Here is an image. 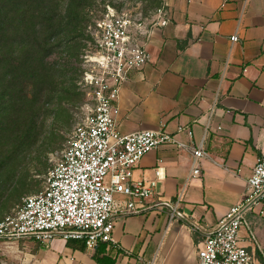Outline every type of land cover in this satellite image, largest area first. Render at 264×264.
<instances>
[{
	"label": "crops",
	"instance_id": "crops-1",
	"mask_svg": "<svg viewBox=\"0 0 264 264\" xmlns=\"http://www.w3.org/2000/svg\"><path fill=\"white\" fill-rule=\"evenodd\" d=\"M165 19L145 43L148 61L119 91L116 130L164 131L192 147L201 142L207 156L198 162L200 175L189 176L187 150L160 144L131 174L154 179L156 171L155 195L114 215V243L88 248L60 233L23 236L0 242L6 264H197L196 244L240 200L264 147V0H167ZM174 203L190 222L168 218ZM244 217L239 244L252 264H264V219L254 211Z\"/></svg>",
	"mask_w": 264,
	"mask_h": 264
},
{
	"label": "built area",
	"instance_id": "built-area-1",
	"mask_svg": "<svg viewBox=\"0 0 264 264\" xmlns=\"http://www.w3.org/2000/svg\"><path fill=\"white\" fill-rule=\"evenodd\" d=\"M166 8L167 0H158L153 19L144 22L104 5L92 25L91 49L83 56L79 83L88 95L83 117L72 128L45 186L23 197L11 215L0 219V239L32 236L42 240L59 231L63 237L82 238L88 248L98 241L114 243V215L143 207L155 195L156 171L154 179L134 180L131 174L141 156L160 144L172 143L177 150H187L189 176L200 175L198 162L207 156L201 142L192 147L164 131L121 134L116 130L119 91L129 73L148 61L145 43L166 22ZM235 40V35L229 37L230 42ZM183 130L190 134L187 128ZM179 197L180 190L176 202ZM175 204L168 209L169 219L177 216ZM247 211L264 219V147L254 159L240 200L228 210V221L196 244L197 264H252L251 253L239 244L237 235L240 227L248 228ZM145 264H154V260Z\"/></svg>",
	"mask_w": 264,
	"mask_h": 264
},
{
	"label": "rangeland",
	"instance_id": "rangeland-1",
	"mask_svg": "<svg viewBox=\"0 0 264 264\" xmlns=\"http://www.w3.org/2000/svg\"><path fill=\"white\" fill-rule=\"evenodd\" d=\"M104 5L149 22L158 0H0V27L6 29H0V219L45 186L83 117L88 95L80 72ZM24 25L36 71L4 65L25 54L19 47ZM17 74L24 77H18L21 86L9 84ZM0 264H6L1 255Z\"/></svg>",
	"mask_w": 264,
	"mask_h": 264
},
{
	"label": "trees",
	"instance_id": "trees-1",
	"mask_svg": "<svg viewBox=\"0 0 264 264\" xmlns=\"http://www.w3.org/2000/svg\"><path fill=\"white\" fill-rule=\"evenodd\" d=\"M2 28L3 27H0L1 30H4V31L6 30L5 28L4 29H2ZM24 28L25 29H23L22 41L19 43V47H21L22 50L25 49V50H23V53H25V54L21 55L22 54L21 53L20 54L21 58H17L16 57V58H14L12 60H8V59L4 60L5 61L4 65H6L7 67H10L9 69L24 70L27 67L28 69H34L36 71V70H38V68H37L38 67L37 66L38 62L35 61V58H33L31 60L30 57L27 55V47L29 45V41H27V30L28 29H26L25 25H24ZM20 76L22 78H24L21 74H17V75H14L13 80H10L11 82H8V83L9 84H13V85L15 84L16 86L17 85L21 86L20 85L21 81H18L19 80L18 77H20Z\"/></svg>",
	"mask_w": 264,
	"mask_h": 264
},
{
	"label": "water",
	"instance_id": "water-1",
	"mask_svg": "<svg viewBox=\"0 0 264 264\" xmlns=\"http://www.w3.org/2000/svg\"><path fill=\"white\" fill-rule=\"evenodd\" d=\"M175 213L180 217V218H182L183 220H185V221H187V222H190L189 220H187L186 218H183L180 214H179V212H176L175 211ZM228 219L229 218H227V219H225L221 224H219L214 230H212L211 232H207V233H212V232H214V231H216L218 228H220L222 225H224L227 221H228ZM55 234H59L60 232L59 231H57V232H54Z\"/></svg>",
	"mask_w": 264,
	"mask_h": 264
}]
</instances>
